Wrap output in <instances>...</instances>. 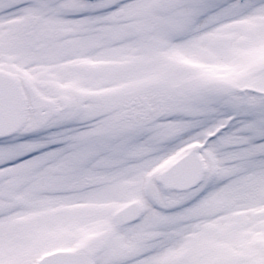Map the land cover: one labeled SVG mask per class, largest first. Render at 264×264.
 I'll use <instances>...</instances> for the list:
<instances>
[{
  "label": "snow or ice",
  "instance_id": "snow-or-ice-1",
  "mask_svg": "<svg viewBox=\"0 0 264 264\" xmlns=\"http://www.w3.org/2000/svg\"><path fill=\"white\" fill-rule=\"evenodd\" d=\"M0 264H264V0H0Z\"/></svg>",
  "mask_w": 264,
  "mask_h": 264
}]
</instances>
